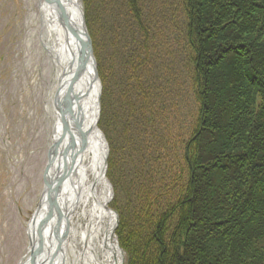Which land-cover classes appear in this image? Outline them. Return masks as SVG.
Listing matches in <instances>:
<instances>
[{"label":"trees","instance_id":"16d2710c","mask_svg":"<svg viewBox=\"0 0 264 264\" xmlns=\"http://www.w3.org/2000/svg\"><path fill=\"white\" fill-rule=\"evenodd\" d=\"M81 1L128 264H264V0Z\"/></svg>","mask_w":264,"mask_h":264},{"label":"rangeland","instance_id":"374dc122","mask_svg":"<svg viewBox=\"0 0 264 264\" xmlns=\"http://www.w3.org/2000/svg\"><path fill=\"white\" fill-rule=\"evenodd\" d=\"M40 1L0 0V264H22L29 257L28 227L43 193V173L52 144V91L56 80L54 67L44 45L48 36L43 29ZM182 28V22L177 21L168 31L182 35ZM170 43L167 37L162 36L158 40L157 51L171 48ZM175 44L176 47L180 45L176 41ZM91 45L94 56L92 40ZM121 56L122 62L124 53ZM100 57L113 87H119L118 80L122 78L123 71L118 69V64L115 68L111 65L110 50H102ZM94 59L97 69L95 56ZM157 59H160L159 56ZM179 60L180 66L185 65L182 55H179ZM188 97L183 91V116L188 115L189 108L194 112L191 96ZM185 126L183 122V128ZM99 131L106 141L109 156L107 136ZM110 139L114 141L112 137ZM115 158L119 182V174H123L122 169H126L129 159L125 152L119 154L118 151H115ZM107 172L108 163L106 178L110 185L108 197L111 200L107 206L117 218L114 236L119 246L116 235L119 214L114 209V202L119 207L125 191L120 187L119 196H115ZM122 253L124 263L128 264L127 255L124 251Z\"/></svg>","mask_w":264,"mask_h":264},{"label":"bare ground","instance_id":"6f19581e","mask_svg":"<svg viewBox=\"0 0 264 264\" xmlns=\"http://www.w3.org/2000/svg\"><path fill=\"white\" fill-rule=\"evenodd\" d=\"M64 6L73 23L79 22V0H59ZM42 24L48 40L44 43L48 56L55 71V80L63 84L68 83L76 70L77 44L76 39L69 31L64 30L58 23L55 11L43 1H40ZM91 72L89 69L72 86L71 95L77 98L71 100L66 116L67 124L76 143L66 156V165L69 168V176L63 187L61 201L68 210V236L63 246V264H125L123 253L120 250L114 234L115 215L104 207L110 194L109 185H106L99 171V151L103 149L104 138L93 126L96 114L97 89L91 85ZM56 85L53 87L52 96ZM69 96L68 93L65 94ZM65 98V96L63 97ZM54 125L51 140L58 136L60 131L59 116L53 112ZM94 127V129L92 128ZM98 128V127H97ZM92 129V132H91ZM80 131H89L87 147L80 153ZM56 132V134H55ZM88 132H86L87 134ZM68 143L65 136L62 148ZM68 145V144H67ZM78 153L77 158L71 157ZM71 163V164H70ZM33 224L29 223L28 231L30 238H34L37 227L46 214V203ZM53 224H48L43 232V242L49 245V253H44L41 264H46L48 256L55 248V242L49 243L46 239L48 229ZM44 251V250H42ZM47 251V248H46ZM71 255V258L69 256ZM44 257L46 259H44ZM61 253L54 264H61ZM22 264H28L22 263Z\"/></svg>","mask_w":264,"mask_h":264},{"label":"water","instance_id":"95a60500","mask_svg":"<svg viewBox=\"0 0 264 264\" xmlns=\"http://www.w3.org/2000/svg\"><path fill=\"white\" fill-rule=\"evenodd\" d=\"M47 5H49L54 11L57 18L58 23L61 24L64 30H67L72 34V36L76 39L77 44V65L75 73L72 76V79L63 84L61 81L57 80L55 92L52 96V109L59 116L60 121V131L58 136L52 140V144L49 147L48 155H47V164L43 173V193L40 199V203L36 212L34 213L32 219H35L39 214L40 209L42 208V203H46V214L42 222L37 227L35 231V236L29 239V257L26 261L28 264H41V259L44 256V253H49V245L45 246V242H43V232L45 231V227L50 223L53 226L48 229V233L46 239L49 243L55 242V248L51 251L48 256V261L46 264H54L56 260H58V256L61 253L63 260L60 261L61 264L64 262V253L62 251L63 246L67 241L68 236V210L66 209L64 202L61 201V195L63 191V187L69 176V168L66 165V156L69 155V150L73 146L75 141L74 136L71 134L69 130V126L67 124V113L68 107L71 104V100L77 98L76 96L71 95L72 86L81 78V76L85 73L87 69L91 72V85H94L97 89V98H96V114L94 117L93 126L97 129L98 133L103 137L102 133L97 128L99 122L100 115V96H101V84L98 78V73L96 69V63L93 56L91 39L89 37L85 20L84 13L81 7V0L78 2V8L80 12L79 22L73 23L64 6L60 5L59 0H41ZM68 93L69 96L65 94ZM65 96V98H63ZM94 127H92L94 129ZM54 131V129H53ZM86 132H88L86 134ZM82 132L80 131V149L79 155L83 152L87 147V137L90 135L89 131ZM92 132V129H91ZM56 134V132H55ZM68 137V145L62 148L64 138ZM105 141V140H104ZM103 149L100 148L99 151V171L102 179L105 180L106 185H109V182L106 178V170H107V157H108V148L106 141L103 143ZM78 153L74 154L71 158H77ZM71 164V163H70ZM110 188V185H109ZM110 197L107 202L104 203V207L108 209V202L110 201ZM111 212V211H110ZM114 214L113 212H111ZM115 215V214H114ZM30 221V224H33V221ZM117 227V218L115 215V228ZM114 236V234H113ZM115 237V236H114ZM47 248V251H46ZM44 250V251H42ZM61 258V259H62ZM44 259H46L44 257Z\"/></svg>","mask_w":264,"mask_h":264}]
</instances>
